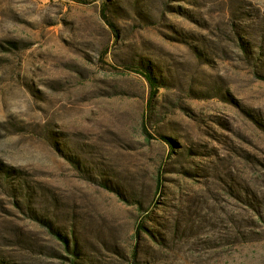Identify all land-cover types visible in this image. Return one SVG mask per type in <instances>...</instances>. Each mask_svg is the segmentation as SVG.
<instances>
[{
  "label": "rangeland",
  "instance_id": "rangeland-1",
  "mask_svg": "<svg viewBox=\"0 0 264 264\" xmlns=\"http://www.w3.org/2000/svg\"><path fill=\"white\" fill-rule=\"evenodd\" d=\"M0 264H264V0H0Z\"/></svg>",
  "mask_w": 264,
  "mask_h": 264
},
{
  "label": "trees",
  "instance_id": "trees-1",
  "mask_svg": "<svg viewBox=\"0 0 264 264\" xmlns=\"http://www.w3.org/2000/svg\"><path fill=\"white\" fill-rule=\"evenodd\" d=\"M149 82L151 88H153L154 86V81L153 79L151 78L150 74H145V73H141Z\"/></svg>",
  "mask_w": 264,
  "mask_h": 264
}]
</instances>
